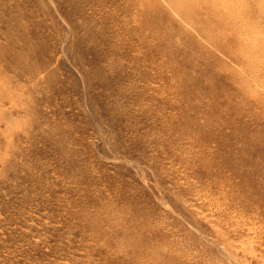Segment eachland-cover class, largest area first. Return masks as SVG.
I'll list each match as a JSON object with an SVG mask.
<instances>
[{
    "label": "rangeland",
    "instance_id": "374dc122",
    "mask_svg": "<svg viewBox=\"0 0 264 264\" xmlns=\"http://www.w3.org/2000/svg\"><path fill=\"white\" fill-rule=\"evenodd\" d=\"M79 1L0 0V264H264V0H233L257 56L215 63L166 0L147 44Z\"/></svg>",
    "mask_w": 264,
    "mask_h": 264
},
{
    "label": "bare ground",
    "instance_id": "6f19581e",
    "mask_svg": "<svg viewBox=\"0 0 264 264\" xmlns=\"http://www.w3.org/2000/svg\"><path fill=\"white\" fill-rule=\"evenodd\" d=\"M81 1V0H80ZM79 1V2H80ZM99 0H97L98 2ZM106 1V0H105ZM109 1V0H107ZM120 4V8L117 7L119 10V13L123 12V17H121L123 20V23H125L126 25H129V23H132V28H131V33L132 34H137V37L139 38V40L142 43L147 44V38H148V34L150 35V37H153L154 30L148 29L147 33H143L142 31V27L140 24L137 23L138 21V16L140 17L141 15L146 16V13L144 14V12H141V10H139V6H142L143 4L150 6L149 8H151V11L153 10H160L163 12L164 9H162L161 7H158L157 5L155 6V1L156 0H117ZM84 2V1H83ZM91 2V1H90ZM167 2V6H172L174 8L175 11V15L177 16V20L175 21L179 26H181L180 30L181 32L184 34L185 31L188 33V39L195 43L197 42H203L205 46H200V50L204 51L203 53L206 54L209 58L213 59V63H215L217 60V51H222L223 54H225V56L227 57V59L229 61H239L241 62V59H239L238 56H240V53L243 52H248L249 56H245V58L247 60H249V57H255L257 56V52L253 49H246L245 44L246 43H241V38H247L248 40H250V37L247 35V33L242 30V28L240 27V25H238L236 19H235V4L233 0H166ZM81 4V2H80ZM93 6V2L91 3ZM90 4V5H91ZM103 4V3H102ZM118 4V6H119ZM99 5V4H98ZM104 5V4H103ZM101 5V6H103ZM107 6L108 3H107ZM116 6V5H115ZM114 6V7H115ZM77 7V6H76ZM91 7V6H90ZM96 7V6H95ZM113 7V8H114ZM93 8V7H92ZM97 8V7H96ZM106 8V7H105ZM112 8V9H113ZM249 8V7H248ZM107 9V8H106ZM96 9H94L95 12ZM99 10V9H98ZM111 9H109L110 11ZM116 10V9H115ZM104 11V9H103ZM117 11V10H116ZM98 12V11H97ZM107 12V11H106ZM140 12V13H138ZM101 13V12H100ZM99 13V14H100ZM112 13V12H111ZM114 13V12H113ZM119 13L117 15V17H119ZM120 13V14H121ZM95 14V13H93ZM109 14V13H108ZM116 14V13H115ZM121 14V15H122ZM91 15V14H90ZM106 15V14H105ZM104 15V16H105ZM111 15V14H110ZM96 17V16H95ZM93 17V18H95ZM119 19V18H117ZM96 20V19H95ZM102 20V19H101ZM109 20V19H108ZM82 22V21H81ZM84 22V20H83ZM100 22V21H99ZM120 23V21H119ZM97 24V23H96ZM121 24V23H120ZM134 24L136 26V28H134ZM148 24V23H147ZM189 28H186V25ZM106 25V24H105ZM111 25V24H110ZM120 26V25H119ZM118 26V27H119ZM185 26V27H184ZM104 28V27H103ZM102 28V29H103ZM121 28V27H120ZM123 28V27H122ZM187 29V30H186ZM150 30V32H149ZM236 31H239L240 33L237 34ZM149 32V33H148ZM125 34V33H124ZM123 35V34H122ZM127 35V33H126ZM126 38V37H125ZM124 39V38H123ZM135 39V38H134ZM199 39V40H198ZM122 41V39H121ZM125 41V40H124ZM134 41V40H133ZM123 42V41H122ZM127 42V41H126ZM125 42V43H126ZM135 42V41H134ZM118 43H121L118 41ZM129 43H131L129 41ZM238 43L241 46V49L238 50L239 52L235 53L234 49H232L231 47ZM144 44V45H145ZM120 44H118L119 46ZM127 46V44H126ZM148 46V45H147ZM98 48V47H97ZM127 48V47H126ZM202 48V49H201ZM94 49V48H92ZM89 50V48H88ZM90 51V50H89ZM136 52V51H135ZM133 51V55L135 53ZM144 52V51H143ZM145 53V52H144ZM239 54V55H238ZM238 55V56H237ZM89 56V55H88ZM97 56V54H96ZM135 56V55H134ZM148 56V55H146ZM145 56V57H146ZM93 57V56H92ZM94 59V58H93ZM195 59V57L193 58ZM180 67H182V65H179ZM228 66V65H225ZM249 69V68H248ZM249 70L253 71L254 68H250ZM192 72V71H191ZM234 75V74H233ZM236 75V74H235ZM194 76V75H191ZM245 87L248 88L247 92L249 93V91H251V87L248 83H246L244 85ZM233 95V93H235V91H231ZM235 96V95H234ZM255 98L254 99H250V101L246 102V105H250L249 108L251 107V103L252 100H254L256 102V99H258V95H254ZM212 101H214V98H211ZM218 100H220L218 98ZM177 101V100H175ZM216 101V100H215ZM172 102V101H170ZM208 102V99H207ZM243 103V102H242ZM170 105V104H169ZM244 104L239 103L237 109L241 110L244 108L243 106ZM209 106V104H208ZM214 112V111H213ZM237 112V111H236ZM242 112V116H245V109L241 110ZM238 113V112H237ZM244 113V114H243ZM239 114V113H238ZM200 116V115H199ZM202 118L205 120L207 119L205 116ZM249 118V117H248ZM245 119L244 124H241V126L243 127V130L247 131V130H252L251 128L249 129V120ZM234 119H236V117H234ZM218 120L221 121V115H218ZM240 121V120H239ZM242 121V119H241ZM240 121V122H241ZM204 124H202L203 126ZM261 127V125H260ZM209 128V127H208ZM261 130V128H260ZM260 130L257 128V133L260 132ZM207 131H211V129L209 128ZM254 133V135L256 136L257 133ZM252 132V131H251ZM215 136H217L216 134H214ZM205 136V135H204ZM208 170V169H207ZM197 171V170H196ZM214 178V177H213ZM202 184V183H201ZM200 186V185H199ZM209 186V185H208ZM194 187V185H193ZM181 187H178V189L180 191H182V189H180ZM190 188V187H189ZM197 188V187H196ZM186 189V188H185ZM187 191V189H186ZM188 192H190L189 190L187 191L186 194H188ZM100 202V201H99ZM102 203V202H101ZM108 205V204H107ZM106 205V206H107ZM102 206V205H101ZM104 206V205H103ZM101 208V207H100ZM108 208V206H107ZM109 209V208H108ZM116 209V208H115ZM81 216V215H80ZM92 220V219H91ZM95 221V220H94ZM101 220H99L100 222ZM123 222V221H122ZM95 223V222H93ZM125 223V222H123ZM125 224L128 225H132V222H126ZM97 225V224H96ZM226 226V225H225ZM94 227V226H93ZM98 227V226H97ZM113 230L109 233L107 239H111L112 234L118 230L120 228V226L116 223L112 224ZM102 228V227H101ZM231 228V226H230ZM229 228V229H230ZM233 228V227H232ZM97 229V228H96ZM234 229V228H233ZM237 230V229H236ZM234 231V230H233ZM240 231V230H239ZM247 232V231H246ZM236 233V232H235ZM234 233V235H235ZM238 233V232H237ZM236 233V234H237ZM101 234V233H100ZM134 235H129L127 240L130 242V244L139 249L141 252L144 251V246L146 245L147 240H154L153 236H150L146 233V231L144 229H137L134 231V233H132ZM232 234V233H231ZM233 235V237H234ZM230 235H227V237H229ZM238 236V234H237ZM235 235V237H237ZM247 236V235H243ZM241 237V236H240ZM249 237V236H248ZM251 237V236H250ZM232 238V237H229ZM238 238V237H237ZM247 238V237H246ZM246 238H243L244 240H246ZM252 238V237H251ZM249 239V238H248ZM247 239V240H248ZM237 240V239H234ZM241 240V238H240ZM246 240V242H247ZM253 242V241H252ZM251 243V242H250ZM250 243L248 245H250ZM153 244V243H152ZM254 245V244H253ZM258 245V244H256ZM254 245V246H256ZM262 245V244H261ZM242 246H244L242 244ZM247 248V247H246ZM250 250V246L248 247ZM261 249V248H260ZM257 251V250H256ZM153 252V251H152ZM263 252V251H262ZM155 254V253H154ZM260 255V253H259ZM114 256H118V255H114ZM146 256L148 257V255L146 254ZM171 257H173V255H170ZM170 256H165L164 259L166 261L170 260ZM160 259V258H159ZM182 260V259H181ZM121 261V260H120ZM183 261V260H182ZM160 263V262H159ZM184 264H186L185 261H183ZM163 264V263H162Z\"/></svg>",
    "mask_w": 264,
    "mask_h": 264
}]
</instances>
